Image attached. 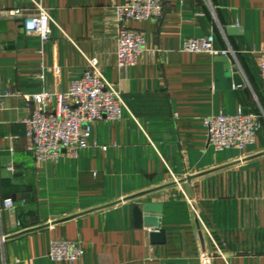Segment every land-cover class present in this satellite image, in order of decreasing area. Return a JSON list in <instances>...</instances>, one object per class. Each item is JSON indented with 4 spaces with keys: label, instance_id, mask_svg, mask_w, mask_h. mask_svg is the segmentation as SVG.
Masks as SVG:
<instances>
[{
    "label": "crops",
    "instance_id": "crops-1",
    "mask_svg": "<svg viewBox=\"0 0 264 264\" xmlns=\"http://www.w3.org/2000/svg\"><path fill=\"white\" fill-rule=\"evenodd\" d=\"M36 2L52 18L46 42L24 29ZM123 3L0 0V94L11 95L0 111V205L17 206L15 216L0 213V264H69L49 258L53 239L81 244L75 264H205V256L210 264H264V0H165L162 19L124 24L148 39L124 70L116 67L115 16ZM230 27L241 31L229 35ZM210 35L217 50L235 55L183 52L185 40ZM90 58L121 90L122 117L97 122L78 157L39 163L24 124L31 96L68 93ZM240 111L262 116L255 143L209 146L204 119ZM148 203L163 205V244L151 242L153 229L136 227L134 209Z\"/></svg>",
    "mask_w": 264,
    "mask_h": 264
},
{
    "label": "built area",
    "instance_id": "built-area-1",
    "mask_svg": "<svg viewBox=\"0 0 264 264\" xmlns=\"http://www.w3.org/2000/svg\"><path fill=\"white\" fill-rule=\"evenodd\" d=\"M210 2V0H207ZM38 13L25 17L24 29L28 35H35L43 42L51 39L52 18L48 11L36 2ZM165 0H124L115 10L116 21L121 25L117 35L116 67L127 69L138 63L147 51L148 39L144 32L124 26L127 22L143 23L160 20L164 16ZM15 10L12 15H19ZM215 36L190 38L184 41L182 50L186 53L209 54L211 56L235 55L232 49L219 51L215 47ZM260 75L264 84V50L260 53ZM10 93L0 94V111L4 108V99ZM35 109L24 120L27 126V149L37 162L59 161L66 155L76 158L81 150L91 144L94 126L101 120L117 122L121 119L125 102L118 85L110 82L103 73L101 62L97 58L87 59V67L82 76L74 80L68 93L54 95L39 92L31 96ZM56 101V107L52 104ZM261 115L243 113L235 115H210L204 119L208 145L217 151L243 149L255 143L261 129ZM18 139V137L14 138ZM106 149V148H104ZM194 215L198 217L194 202L186 196ZM2 210L17 213V206L12 199L3 201ZM20 220L16 228H21ZM209 233V231L205 228ZM5 237L0 239L4 242ZM85 255V250L78 242L53 239L49 258L56 262L75 264ZM205 264L210 258L204 257Z\"/></svg>",
    "mask_w": 264,
    "mask_h": 264
},
{
    "label": "water",
    "instance_id": "water-1",
    "mask_svg": "<svg viewBox=\"0 0 264 264\" xmlns=\"http://www.w3.org/2000/svg\"><path fill=\"white\" fill-rule=\"evenodd\" d=\"M240 31L241 30L237 27H230L227 29V32L229 35L239 34ZM226 69L228 70L230 75L236 74L234 76V79L238 84H241L242 79L240 77H237V74L239 72L238 67H233L231 63L227 62ZM161 189L162 188L157 189L155 191H151V193L160 191ZM147 194H150V193H147ZM116 204L117 203H113L104 208L111 207ZM90 212H93V211H90ZM162 212H163V205L160 203H148L143 206H136L134 209L136 227L139 229H143L144 227L153 229V232L150 235V239L153 244H163L166 241V235L161 229ZM197 225H199V222H197ZM46 227L44 226V227H40L36 229L23 231L21 233H18L16 235L9 237V240L20 237L24 234L31 233L33 231L41 230Z\"/></svg>",
    "mask_w": 264,
    "mask_h": 264
}]
</instances>
